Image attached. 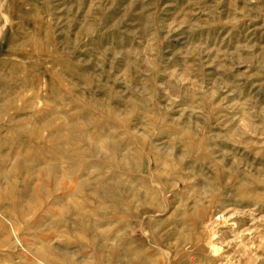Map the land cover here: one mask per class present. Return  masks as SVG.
<instances>
[{"label": "rangeland", "instance_id": "374dc122", "mask_svg": "<svg viewBox=\"0 0 264 264\" xmlns=\"http://www.w3.org/2000/svg\"><path fill=\"white\" fill-rule=\"evenodd\" d=\"M0 264H264V0H0Z\"/></svg>", "mask_w": 264, "mask_h": 264}]
</instances>
